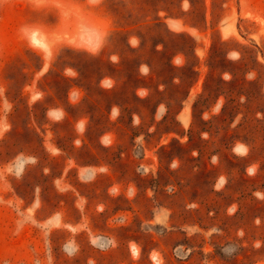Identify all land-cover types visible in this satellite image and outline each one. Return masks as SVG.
<instances>
[{"label":"rangeland","instance_id":"1","mask_svg":"<svg viewBox=\"0 0 264 264\" xmlns=\"http://www.w3.org/2000/svg\"><path fill=\"white\" fill-rule=\"evenodd\" d=\"M0 264H264V0H0Z\"/></svg>","mask_w":264,"mask_h":264}]
</instances>
